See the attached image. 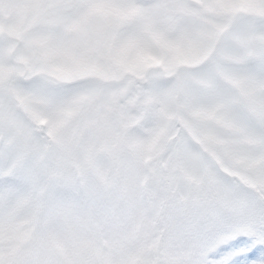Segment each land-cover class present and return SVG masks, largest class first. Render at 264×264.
Segmentation results:
<instances>
[{
  "label": "snow or ice",
  "instance_id": "snow-or-ice-1",
  "mask_svg": "<svg viewBox=\"0 0 264 264\" xmlns=\"http://www.w3.org/2000/svg\"><path fill=\"white\" fill-rule=\"evenodd\" d=\"M0 264H264V0H0Z\"/></svg>",
  "mask_w": 264,
  "mask_h": 264
}]
</instances>
